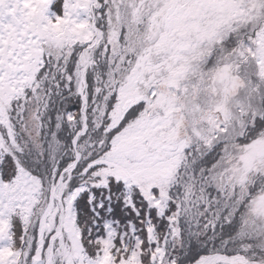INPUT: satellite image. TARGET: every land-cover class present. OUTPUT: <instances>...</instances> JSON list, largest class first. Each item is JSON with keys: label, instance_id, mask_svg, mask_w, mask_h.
Wrapping results in <instances>:
<instances>
[{"label": "snow or ice", "instance_id": "snow-or-ice-1", "mask_svg": "<svg viewBox=\"0 0 264 264\" xmlns=\"http://www.w3.org/2000/svg\"><path fill=\"white\" fill-rule=\"evenodd\" d=\"M238 23L222 0H0V264H264V195L226 198L168 132L166 82ZM244 35L264 71V27Z\"/></svg>", "mask_w": 264, "mask_h": 264}, {"label": "rangeland", "instance_id": "rangeland-1", "mask_svg": "<svg viewBox=\"0 0 264 264\" xmlns=\"http://www.w3.org/2000/svg\"><path fill=\"white\" fill-rule=\"evenodd\" d=\"M254 3L258 0H236L233 6H226V14L239 20L224 31L225 37L232 31L234 39L225 46L217 43L215 51L211 43L205 44L194 55L184 57L183 63L172 73V79L166 82L178 83L182 93L179 100L175 95L166 98L170 139L174 144L188 148V155L193 160L204 156L207 150L202 152L203 146L223 142L220 147L223 163L216 170L221 171L219 178L228 176L231 183L225 197L231 196L232 187L239 185L241 200L246 188H251L257 197L264 195V183L259 176L264 173V147L260 141L244 147L248 143L240 145L239 140L244 133L247 140H251L264 127L261 124H257L259 130L252 127L258 117H264V71L255 51H248L244 35L252 33L258 26L264 27V19H249L244 15L243 6ZM164 90L167 92L166 86ZM241 157L250 162L247 170ZM178 163L181 167L186 163L183 152L179 153ZM9 164L10 160L5 158L0 167ZM192 183L194 181L189 177V194L195 191L190 187ZM249 208L250 215L264 220V210L259 208L257 201Z\"/></svg>", "mask_w": 264, "mask_h": 264}, {"label": "trees", "instance_id": "trees-1", "mask_svg": "<svg viewBox=\"0 0 264 264\" xmlns=\"http://www.w3.org/2000/svg\"><path fill=\"white\" fill-rule=\"evenodd\" d=\"M222 2H223V4L225 5V6H227V7H230V6H233L235 3H236V0H222ZM256 130H259L258 128H255ZM246 138V136H245V133H244V137H239V140H240V145H244V144H246V143H248L249 142V139L247 140V138ZM218 143V144H217ZM217 143H215V145H214V150L210 153V155H208V156H202V158L200 159L203 163H205V164H211L212 163V161H216V165H215V167L212 169V173L217 177V179L219 180L220 178V172L221 171H217L216 169H217V167L218 166H220V164H222L223 162H222V158H223V156L221 155V153H220V147L222 146V144H223V142H217ZM235 145L233 144V147H234ZM196 149V148H195ZM205 150H207L204 146H203V149H202V152L203 151H205ZM194 154V152H192L191 153V155H193ZM180 164H181V162H180ZM215 169V170H214ZM185 175H188L190 178H191V172L189 171V172H187V173H185ZM221 178H223L222 179V181H223V185H225V186H227V188H228V190H229V188H230V186H231V183H229V180H228V176L227 177H225V175H223ZM249 189V188H248ZM247 188H246V190H248ZM246 190H244V196H246L248 193H247V191ZM245 193H247L246 195H245ZM226 194L227 193H225V196H226Z\"/></svg>", "mask_w": 264, "mask_h": 264}, {"label": "bare ground", "instance_id": "bare-ground-1", "mask_svg": "<svg viewBox=\"0 0 264 264\" xmlns=\"http://www.w3.org/2000/svg\"><path fill=\"white\" fill-rule=\"evenodd\" d=\"M261 147H264V143L261 144ZM261 147H260V149H262Z\"/></svg>", "mask_w": 264, "mask_h": 264}]
</instances>
